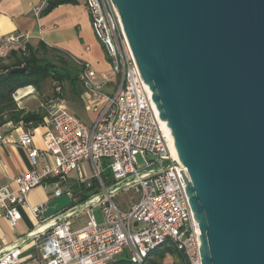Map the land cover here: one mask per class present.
Listing matches in <instances>:
<instances>
[{"label":"built area","instance_id":"2783aa9c","mask_svg":"<svg viewBox=\"0 0 264 264\" xmlns=\"http://www.w3.org/2000/svg\"><path fill=\"white\" fill-rule=\"evenodd\" d=\"M84 2L110 71L99 72L91 63L76 59L82 66L79 82L94 113L90 124L69 108L63 82L57 79L51 96L34 110L43 114L46 126L42 148L33 146L32 123L21 122L29 128L20 134L19 144L27 150L33 168L0 188V217L16 227L23 216L21 208L29 205V193L36 187L53 190L46 202L30 207L39 222L20 242L0 249V264H109L126 256L140 262L165 245L182 251L188 264H202L201 231L180 172L186 169L189 177L188 169L176 159L172 138L144 82L118 8L113 0ZM30 39L29 33L0 32V59L13 49L25 50ZM3 142L5 136L0 133ZM87 162L95 171L92 176L87 174ZM106 170L113 179L110 185L102 178ZM51 178L55 181L46 183ZM74 186L97 190L84 202L88 204L84 209H76ZM133 187L141 196L121 211L113 197ZM63 194L70 196L72 207L43 219L47 202ZM96 205L103 208L100 223L93 213ZM82 210L87 224L73 227V218ZM46 222L54 223L39 228ZM29 242L37 254L26 261L22 248Z\"/></svg>","mask_w":264,"mask_h":264},{"label":"water","instance_id":"95a60500","mask_svg":"<svg viewBox=\"0 0 264 264\" xmlns=\"http://www.w3.org/2000/svg\"><path fill=\"white\" fill-rule=\"evenodd\" d=\"M113 2L188 169L202 264H264V0ZM72 205L57 196L42 218Z\"/></svg>","mask_w":264,"mask_h":264},{"label":"crops","instance_id":"0c3cea01","mask_svg":"<svg viewBox=\"0 0 264 264\" xmlns=\"http://www.w3.org/2000/svg\"><path fill=\"white\" fill-rule=\"evenodd\" d=\"M45 4L46 0H0V32L3 34L29 33L30 42L34 46L43 41L49 47L64 50L75 59L91 63L99 72H109L110 64L103 45L93 32L84 0H80L77 4L59 5L48 14L41 15L40 12ZM52 83L53 79L49 92L42 87L37 89L34 86L17 90L16 100L19 107L29 111L37 109L51 96ZM63 85L69 108L78 116L81 110L85 111L90 124L94 119V113L90 109L91 101L88 93L80 83L76 86L71 85L73 97L69 99L65 81ZM28 128L21 122L17 124L8 122L0 127V133L5 136V142L0 143V188L12 185L14 177L33 168L27 150L19 144L20 134ZM45 130L46 126L42 123L34 126L33 146L38 148L44 146ZM49 161L52 162L51 157ZM76 174L77 172L73 173V175ZM50 192L43 187H36L29 193V205L21 208L23 216L16 227H12L5 217H0V249L11 246L17 241L20 242L18 239L33 229L39 220L33 215L30 207L46 202ZM36 254L37 249L33 242L23 246L24 260L28 261Z\"/></svg>","mask_w":264,"mask_h":264},{"label":"trees","instance_id":"16d2710c","mask_svg":"<svg viewBox=\"0 0 264 264\" xmlns=\"http://www.w3.org/2000/svg\"><path fill=\"white\" fill-rule=\"evenodd\" d=\"M79 1L47 0L40 14L46 15L59 5L77 4ZM41 53L46 55L47 58L41 57L39 55ZM22 67H25L26 71L22 73L11 72L15 68ZM81 69L82 66L67 52L59 48L49 47L43 41H40L37 46L28 42L25 50L13 49L7 58L0 59V127L8 122L13 124L20 122L25 124L32 123L33 126L41 124L43 122V114L19 107L15 99L17 90L27 86H34L40 89L42 82L48 77L61 82L70 79L71 84L76 86L80 83L79 74ZM110 175L109 170L102 173V178L107 185L113 183ZM54 181L55 179L51 178L46 183H53ZM74 190L77 193L78 203L80 204L88 200L92 194L97 193L95 187H81L80 189L74 186ZM160 249H154L140 262H134L126 256L119 257L109 262V264H160L167 254L178 258L181 264H188L184 253L177 248L165 245Z\"/></svg>","mask_w":264,"mask_h":264},{"label":"rangeland","instance_id":"374dc122","mask_svg":"<svg viewBox=\"0 0 264 264\" xmlns=\"http://www.w3.org/2000/svg\"><path fill=\"white\" fill-rule=\"evenodd\" d=\"M39 55L41 57L47 58L46 55H44L42 53ZM108 63H109V61H108ZM51 80H52V78L48 77L42 82L41 87L43 90L48 91V92L51 90ZM71 85L72 84H71L70 79H66L65 80V89H66L67 97H69V99L73 97ZM78 114H79L80 118H82V120H84L86 123L89 124V119H88V116H87L85 111L81 110L80 113H78ZM85 166H86L87 174L92 176L95 171L92 168V166L90 165V163L89 162L85 163ZM48 190L52 191L53 189H52V187H48ZM140 196H141V194H140L139 190H137V188H135V187L129 188V189H122L115 194V196L113 197V201L118 205V207L121 211H124V210H127L134 202H136L140 198ZM78 201H79L78 198L75 199L76 203H78ZM78 204H79V206H82V209H84L86 207V203H81V205H80V203H78ZM93 213L96 217V220L99 223L103 222L104 214H103V208L101 205L94 206ZM73 221H74V223H73L74 227H84L88 222V216H87V213L85 212V210H82L79 215L74 217ZM179 263H180V261L178 258H176L173 255L167 254L165 259L163 261H161L160 264H179Z\"/></svg>","mask_w":264,"mask_h":264},{"label":"bare ground","instance_id":"6f19581e","mask_svg":"<svg viewBox=\"0 0 264 264\" xmlns=\"http://www.w3.org/2000/svg\"><path fill=\"white\" fill-rule=\"evenodd\" d=\"M173 141H174V138H172V143H173ZM174 150V149H173ZM99 198H101V196H98L96 199H99ZM88 204H86V206H87ZM77 210H80V209H82V206H78L77 208H76ZM54 222H46V223H44V224H42L39 228H45V227H49L50 225H52ZM38 228V229H39Z\"/></svg>","mask_w":264,"mask_h":264}]
</instances>
